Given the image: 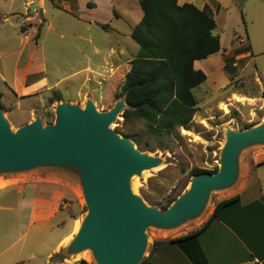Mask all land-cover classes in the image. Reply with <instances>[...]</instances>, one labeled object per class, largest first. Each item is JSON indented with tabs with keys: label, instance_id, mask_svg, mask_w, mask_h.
Instances as JSON below:
<instances>
[{
	"label": "rangeland",
	"instance_id": "obj_1",
	"mask_svg": "<svg viewBox=\"0 0 264 264\" xmlns=\"http://www.w3.org/2000/svg\"><path fill=\"white\" fill-rule=\"evenodd\" d=\"M135 1L128 0L130 3ZM27 2L0 0V103L12 130H17L37 117L44 124L54 123L57 102H71L84 107L86 101L91 99L100 111L113 107L121 98L119 93L124 81L125 63L132 56L129 52L135 54L137 51V43L132 38L117 37L111 31L95 25L87 27L77 21L76 7L75 13L60 7L74 0H46L45 16L40 14L41 10L29 13ZM250 5L236 12L245 19L246 26H238L237 19H234L236 21H232L229 27L234 28V32L242 38L234 39L231 29L221 35L223 48L217 57L220 58L225 49L231 50V53L224 55L225 67L217 76L210 75L205 82L195 87L199 109L187 129L178 127L169 135L156 136L148 131L141 120L126 123L122 112L111 125L121 135L136 133L141 141V150L161 160L158 167L132 178V184L136 185L135 193L150 205L161 209V204L168 199L180 196L194 177V168L219 169L227 127L242 130L264 122V90L257 80L264 84V23L251 21ZM261 8V13H264V4ZM120 24L126 28V24ZM34 25L36 27L31 29ZM247 30L253 44L252 51L248 47ZM117 40L128 47L127 54L116 55L111 51ZM236 47L237 50L234 49ZM248 52L250 55H243ZM217 57L213 59L217 60ZM42 81H45L42 88L35 92L21 96L15 92L16 87L24 92L25 84L29 86ZM248 97H259L263 103H252L254 107L251 108L247 104L250 101ZM263 160L264 145L245 150L240 157L237 183L230 189L213 191L200 216L171 230L148 228L144 259L150 255L155 259L159 246L199 229L213 213L216 204L230 198L244 182L248 169ZM259 175L264 181V166L259 169ZM78 203L77 209L69 212L76 220L70 234L72 237L76 234L77 220L82 221L87 214L81 191ZM23 218L24 224L28 225L31 219ZM19 224L17 211L0 210V245L10 242L5 235L11 227L15 231L11 242H14L16 249L22 244H32L35 240L33 236L38 233L40 235V230L35 232V229H39V224L35 223L27 236L19 237ZM61 230H53L46 248L55 245ZM68 244L47 261L45 257L39 256L18 264H79L82 259L88 264H97L91 250L70 254Z\"/></svg>",
	"mask_w": 264,
	"mask_h": 264
},
{
	"label": "water",
	"instance_id": "obj_2",
	"mask_svg": "<svg viewBox=\"0 0 264 264\" xmlns=\"http://www.w3.org/2000/svg\"><path fill=\"white\" fill-rule=\"evenodd\" d=\"M40 9L39 1L32 0L29 13ZM127 106L124 96L107 111H100L91 99L84 107L57 102L54 123L44 124L37 117L13 131L0 103V176L36 169L73 173L87 214L67 250H91L97 264H141L148 228L171 230L200 216L213 191L237 183L242 153L264 145V122L242 130L227 127L218 171L194 176L162 210L132 189V178L158 167L160 158L111 128Z\"/></svg>",
	"mask_w": 264,
	"mask_h": 264
},
{
	"label": "crops",
	"instance_id": "obj_3",
	"mask_svg": "<svg viewBox=\"0 0 264 264\" xmlns=\"http://www.w3.org/2000/svg\"><path fill=\"white\" fill-rule=\"evenodd\" d=\"M38 1L41 6L39 12L45 16L44 2L46 0ZM31 2L32 0H28V7ZM177 3L179 5L192 3L199 9L208 8L215 19L216 28L213 33L219 36L221 49L206 59L194 62L196 69H201L207 74V79L210 75L217 76L221 72L225 67L224 55L231 53V50L225 49L222 56L217 57L223 48L221 35H225L226 31L231 29L234 39L242 38L234 32V28H229L231 22L236 21L234 19H237L238 26L240 24L246 26L245 19L236 13L238 10L242 11L247 4H251L249 9L251 21L258 24L264 23V13H261L264 0H177ZM60 7L73 13L76 7L77 21L87 27L95 25L102 28L101 25L107 24L108 27L102 28L103 30L111 31L117 37L126 39L132 38L133 29L144 17L139 0L133 3L128 0H81V2L74 0L71 4ZM121 22L126 24V28L121 26ZM35 27L34 25L31 29ZM262 33L264 34V28ZM248 34V47L252 51L253 44L249 31ZM127 49V46L124 47L117 40L116 46L111 48V51L116 55H122L128 53ZM138 50L139 45L135 54L132 51L129 52L132 56L125 63V74L130 70L131 61ZM249 52L243 55L248 56ZM215 56L217 60L213 59ZM257 80L264 90V84L258 78ZM44 83L45 81L29 86L25 84L24 92H21L18 87L15 92L19 96L32 93ZM248 99L250 101L247 104L251 108L254 107L252 103L259 105L263 103L259 97H248ZM263 166L264 160L248 169L244 182L230 196L238 195L239 200L223 208L218 217L202 233L188 240L162 244L157 249L156 260L152 259L160 264H264V181L259 175V169ZM80 191L82 192V189L78 178L69 171L36 169L24 173L1 175L0 210L18 212L19 237L27 236L35 223L39 224V229L37 231L35 229V232L38 233L39 230L41 232L40 235L38 233L37 236H33L35 240L32 244H22L16 249L14 242H11L15 235L11 227L5 235L10 242L0 245V264H18L39 256L45 257L47 261L66 246L69 242L66 240L74 229V221H76L69 212L77 209ZM62 213L65 215L61 216ZM23 216L31 219L28 225L24 224ZM56 228L62 229L57 235V241L53 247L46 248Z\"/></svg>",
	"mask_w": 264,
	"mask_h": 264
},
{
	"label": "trees",
	"instance_id": "obj_4",
	"mask_svg": "<svg viewBox=\"0 0 264 264\" xmlns=\"http://www.w3.org/2000/svg\"><path fill=\"white\" fill-rule=\"evenodd\" d=\"M139 3L144 17L131 33L139 50L124 76L119 97L124 96L128 105L123 111L126 123L141 120L151 134L164 137L178 127L187 129L191 124L199 109L194 89L207 79V74L196 69L194 62L218 53L221 41L213 33L216 22L208 8L199 9L192 3L179 5L177 0H139ZM101 27L106 29L108 25ZM37 31L39 36L40 27ZM123 135L131 137L140 148L136 133ZM216 171L218 167L214 170L194 168L192 176ZM176 198L171 197L161 204V209L168 208ZM238 200L236 195L219 201L199 229L171 242L199 235L223 208ZM79 264L88 262L82 259ZM141 264L160 263L150 255Z\"/></svg>",
	"mask_w": 264,
	"mask_h": 264
},
{
	"label": "bare ground",
	"instance_id": "obj_5",
	"mask_svg": "<svg viewBox=\"0 0 264 264\" xmlns=\"http://www.w3.org/2000/svg\"><path fill=\"white\" fill-rule=\"evenodd\" d=\"M226 106H223V108H225ZM132 189H133V191H135V189H136V185H133L132 184ZM80 225H81V221H79V220H77V223H76V229H75V233H77L78 231H79V228H80ZM72 236H69L68 238H67V240L66 241H69L70 240V238H71Z\"/></svg>",
	"mask_w": 264,
	"mask_h": 264
}]
</instances>
